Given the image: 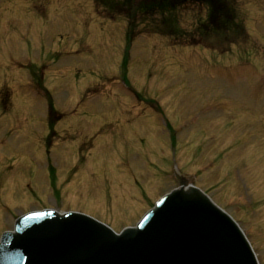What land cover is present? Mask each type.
Listing matches in <instances>:
<instances>
[{"label":"rangeland","instance_id":"rangeland-1","mask_svg":"<svg viewBox=\"0 0 264 264\" xmlns=\"http://www.w3.org/2000/svg\"><path fill=\"white\" fill-rule=\"evenodd\" d=\"M224 2L238 30L218 41L186 2L162 34L137 18L127 48L126 15L99 0H0V238L45 210L119 233L175 174L264 264V0Z\"/></svg>","mask_w":264,"mask_h":264},{"label":"water","instance_id":"water-1","mask_svg":"<svg viewBox=\"0 0 264 264\" xmlns=\"http://www.w3.org/2000/svg\"><path fill=\"white\" fill-rule=\"evenodd\" d=\"M132 229L114 233L75 213L19 218L0 264H258L236 223L184 178Z\"/></svg>","mask_w":264,"mask_h":264},{"label":"trees","instance_id":"trees-1","mask_svg":"<svg viewBox=\"0 0 264 264\" xmlns=\"http://www.w3.org/2000/svg\"><path fill=\"white\" fill-rule=\"evenodd\" d=\"M107 11L123 13L128 20L127 45L131 44L134 22L137 18L147 21L153 17H162L157 27H152L153 32L160 33L163 30L178 28L179 22L175 19L176 8L186 2H191L205 8V21L198 24L199 35L203 40L214 38L219 40L215 32L225 30L226 26L234 27L235 17L228 11L224 0H99ZM238 30V27H234ZM165 32V31H164ZM126 60V59H125ZM125 66V64H123ZM124 82L125 79H123Z\"/></svg>","mask_w":264,"mask_h":264}]
</instances>
